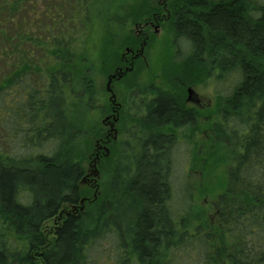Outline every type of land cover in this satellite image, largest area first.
Here are the masks:
<instances>
[{"label": "trees", "instance_id": "1", "mask_svg": "<svg viewBox=\"0 0 264 264\" xmlns=\"http://www.w3.org/2000/svg\"><path fill=\"white\" fill-rule=\"evenodd\" d=\"M39 1L0 0V264H264V0L189 2L201 9L176 24L196 53L187 68L220 90L210 131L228 168L213 218L174 183L194 147L167 152L171 135L149 133L118 157L108 196L69 209L90 194L91 142L80 106L89 79L63 19L86 3ZM111 30L106 65L118 50ZM181 114L166 96L145 123Z\"/></svg>", "mask_w": 264, "mask_h": 264}, {"label": "flooded vegetation", "instance_id": "2", "mask_svg": "<svg viewBox=\"0 0 264 264\" xmlns=\"http://www.w3.org/2000/svg\"><path fill=\"white\" fill-rule=\"evenodd\" d=\"M197 1H143L132 11L129 17L130 25L127 29L124 31L121 29L118 33V50L112 56L107 72L108 102L102 108L103 118L101 121L103 125L99 126L101 128L98 134L92 136L94 147L90 153L91 168L85 171V181L89 185L97 186L99 171L94 168L99 165L105 166L112 145L116 150L112 167L114 170L118 165V157L122 153L124 154L129 145L137 144L144 133H149V136L152 134L171 135L172 141L166 148L167 152L180 146L183 148L188 146L190 152L194 147L197 154L200 151L199 142L196 141L194 134L200 130L201 111L198 104H201V101L195 85L201 80V74L200 71L191 72L187 68L189 57L196 53L190 37L186 33L178 32L176 27L178 20L188 12H199L197 11L201 9L199 6L195 10L190 5L191 2L200 5L201 2L197 3ZM203 3L212 6L217 4V0H203ZM165 32L169 33L167 41H163ZM183 57L186 58L179 59ZM141 65L148 68L149 77L143 83L136 80L131 83L132 78H135L137 68L140 72L144 71H141ZM128 81L131 84L127 87L123 99L120 100L118 95L121 93V89L126 88ZM90 86L88 81L86 89L88 90ZM190 91H192V95H190ZM87 92L89 93V91ZM89 94H86V106L90 115L91 98ZM166 96L177 100L183 111H189L190 115H172L159 121L157 125H147L145 121L150 112L157 106L159 100ZM110 117L114 118V123ZM119 125H126V133L112 143V140L116 139L115 134L119 131ZM186 130H189L187 136L182 137L178 133V131L184 133ZM192 137L194 141L191 139ZM149 146H151L150 152H152L154 145L150 143ZM196 158L197 155L193 162L190 157V160L187 161L188 167H191L192 163L195 164ZM132 165L134 169H137V162ZM87 200L88 198L85 197L80 201L81 204L72 205L69 209L75 213L80 212L84 208L82 204H85Z\"/></svg>", "mask_w": 264, "mask_h": 264}, {"label": "rangeland", "instance_id": "3", "mask_svg": "<svg viewBox=\"0 0 264 264\" xmlns=\"http://www.w3.org/2000/svg\"><path fill=\"white\" fill-rule=\"evenodd\" d=\"M56 0H41L38 2L37 7H42V3H52ZM86 4L84 5L83 12L81 7L74 8L70 5L69 11L71 12L69 17L64 18L63 21L67 23H72L68 25H73L71 28L67 29V37L73 39V50L77 52L79 56L78 61L80 64V69L85 65L84 70H78L79 72L84 73V78L91 80L92 93L89 94L86 87L82 86V102L80 101V106L82 108V113L85 118V130L83 131V140L86 139L90 148L94 147L92 136L98 134L100 130L99 126L103 125L101 121L102 108L108 102V91H107V72L110 68L109 65H106L108 62L107 59H102L101 53H107V51L100 46L103 44L104 37L103 32L107 27L110 30L116 26V29L119 32L124 31L130 25V15L132 11L139 5V3L145 0H83ZM74 15H73V14ZM38 14L43 15V13L38 9ZM72 14V16H71ZM41 17V16H40ZM44 21V20H43ZM45 22V21H44ZM63 25V24H62ZM108 25V26H107ZM112 31V30H111ZM62 33V32H61ZM162 37V36H161ZM169 39V33L165 32L163 41ZM117 38L115 42H117ZM106 41V40H105ZM111 45H113L111 43ZM103 46V45H102ZM109 58V57H108ZM109 60V59H108ZM150 61V59H149ZM91 62H95L92 64ZM152 63V61H150ZM152 65V64H151ZM91 66V67H90ZM141 71L137 68L135 70V78H132L131 83L136 80L139 83H143L149 77L148 68L145 65L140 66ZM90 77V78H89ZM130 81L127 82L126 88L121 89V93L118 95L120 100L123 99L125 93L127 92V87L131 84ZM79 86V85H78ZM231 86H226L225 90L221 89L222 93H226ZM195 89L199 94L201 104H198L201 111V119L199 120V127L194 137L196 141L199 142L200 151L197 154L195 164L192 163V166L186 170H183L181 159L179 163L175 166L174 173L176 176L180 177V180H176L174 183L177 184V192L182 196H190L191 191L195 198V206L197 212L206 211L210 213L213 218L214 214V200L216 194L222 189L226 181V173L228 164L223 159L222 150H218L217 144L212 141L210 125L216 119L217 106H218V96L217 93L220 90H214L213 85H210L209 80L206 78L201 79L196 83ZM86 94H89L90 100V115L86 106ZM73 102L72 99L69 100ZM101 108V110H100ZM88 111V112H87ZM114 123V118L110 117ZM126 126V125H125ZM125 126L119 125V131L116 133V139L112 140L116 142L117 139L123 137L126 133ZM180 136L189 135V130L184 131V133L178 131ZM193 135V133H192ZM193 140V137L191 138ZM194 141V140H193ZM87 150V154L83 160V163L88 170L90 166V153L92 150ZM180 148L179 150H182ZM115 148L111 149L108 160L105 163V166L102 165L95 167L94 170H98L99 174L97 177V186H92L86 183V178L83 181V184H86V187L89 188L90 194L85 195L89 199L95 197L100 198L108 196L109 193V184L112 176V167L114 163ZM182 151L180 152V154ZM192 156V154H191ZM193 160V158H192ZM93 174V173H92ZM184 177L186 179H184ZM187 180V181H186ZM174 181V179H173ZM84 207V204H83Z\"/></svg>", "mask_w": 264, "mask_h": 264}, {"label": "water", "instance_id": "4", "mask_svg": "<svg viewBox=\"0 0 264 264\" xmlns=\"http://www.w3.org/2000/svg\"><path fill=\"white\" fill-rule=\"evenodd\" d=\"M191 93H190V95H192V91H190Z\"/></svg>", "mask_w": 264, "mask_h": 264}]
</instances>
